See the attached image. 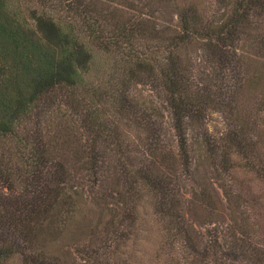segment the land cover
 Here are the masks:
<instances>
[{
    "label": "trees",
    "instance_id": "trees-1",
    "mask_svg": "<svg viewBox=\"0 0 264 264\" xmlns=\"http://www.w3.org/2000/svg\"><path fill=\"white\" fill-rule=\"evenodd\" d=\"M0 189V264H264V0H0Z\"/></svg>",
    "mask_w": 264,
    "mask_h": 264
},
{
    "label": "rangeland",
    "instance_id": "rangeland-1",
    "mask_svg": "<svg viewBox=\"0 0 264 264\" xmlns=\"http://www.w3.org/2000/svg\"><path fill=\"white\" fill-rule=\"evenodd\" d=\"M131 95H133L134 98H139L140 100H144V101H151L156 107H158L165 115V120H166V124L170 125V119H169V115L166 112V108H165V103L163 101V99L154 91L148 89L147 87L144 86H138L136 89L131 91ZM62 110L63 107L60 108V111L63 112ZM54 113H51V116H53ZM49 116L48 117V121H50L52 119V117ZM46 122L47 124H49V122ZM207 125L209 127L210 130L217 131L220 130L222 128V123H221V118L216 115V114H212L211 116L208 117V121H207ZM170 128V127H169ZM49 130L52 129V125H49V128H47ZM0 191L2 193H6L5 190L0 189ZM92 209V208H91ZM141 210L143 211V215L145 216L146 220L147 218L150 219L146 214H144V208ZM205 227H199L197 226V230L204 232ZM140 234L141 236H143L142 240L140 241V244L136 247V253H137V258L138 260H141V264H150V256L151 253L154 249L155 246H152L153 241L155 240V236L157 234V230L153 227L150 226L148 224H144V226L142 225L140 227ZM145 237H149L150 239H146ZM153 239V240H152Z\"/></svg>",
    "mask_w": 264,
    "mask_h": 264
}]
</instances>
